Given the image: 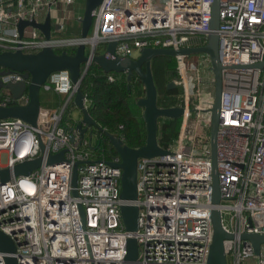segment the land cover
Here are the masks:
<instances>
[{
  "label": "built area",
  "instance_id": "2783aa9c",
  "mask_svg": "<svg viewBox=\"0 0 264 264\" xmlns=\"http://www.w3.org/2000/svg\"><path fill=\"white\" fill-rule=\"evenodd\" d=\"M75 1L0 0V52L37 53L49 43L55 49L73 48L76 38L56 37L64 21H57L59 29L53 23L51 41L32 25L21 35L18 24L43 22L56 6ZM214 2L104 0L93 12L95 30L88 42L98 49L116 40V53L128 57L134 56V49L139 53L143 48L203 46L212 32ZM219 18V60L225 65L217 149L221 202L212 201L210 138L203 143L196 131L187 138L190 78L184 57H178L181 79L175 82L185 88L179 136L164 147L168 152L138 159V264H208L215 207L225 230L235 235L225 240L228 264H243L249 258L252 264H264L263 255L257 256L251 242L240 237L246 232L264 234V0H221ZM28 28L32 31L26 36ZM202 63L211 71L208 55ZM0 78L4 84L29 82L18 71H5ZM108 78L115 80L113 75ZM197 82H204L203 77ZM43 90L57 92L66 101L59 108L42 105L37 128L19 118L0 119V170L61 150L65 158L52 164L44 161L28 175L12 174L7 182L0 181V230L14 240L18 264H124L128 233L121 215L123 169L107 162L121 159L103 158L99 134H94V141L64 122L74 90L68 70L52 72ZM22 99L4 96L1 103H26L28 94ZM85 102L88 105L87 96ZM211 104L196 109L198 121L210 129ZM78 161V196H73L71 179ZM0 264H6L1 250Z\"/></svg>",
  "mask_w": 264,
  "mask_h": 264
},
{
  "label": "water",
  "instance_id": "95a60500",
  "mask_svg": "<svg viewBox=\"0 0 264 264\" xmlns=\"http://www.w3.org/2000/svg\"><path fill=\"white\" fill-rule=\"evenodd\" d=\"M104 0H85V9L81 19V34L76 38L73 45V52L63 50L58 53L54 46L49 43L37 53H25L21 49L17 51L0 52V69L6 71H18L24 74L29 82L26 83L24 92L27 91L28 101L26 103H16L13 101L7 105L0 103V119L19 118L29 123L32 127H38V116L42 108L41 91L50 74L58 70H68L71 80L74 84L73 93L68 97V102L72 100L73 105L81 111V117L72 128H76L83 135L90 131L91 136L103 133L107 136L110 149H114L120 157V162L107 160L114 166H120L123 169L122 174V192L121 198L125 203L121 206V215L127 235V254L124 264H138L139 242L136 236L138 231L139 205L134 203L138 199L137 181H138V159L141 157H155L168 152L160 145L158 138L159 118H181L185 112L184 106L161 107L158 105V89L155 83L154 74L151 67V61L159 55L184 57L193 53H205L209 56L211 71L214 74V100L209 108L212 114V124L210 129L211 160L213 163V204L218 205L221 202L222 194L218 178V132L220 125V107L222 99V69L225 67L219 60V11L221 0H215L212 6V19L210 27L212 32L203 46H186L180 49L174 48H143L137 56H120L116 53V40L109 41L104 47L96 49L91 46L88 48V38L93 22V12ZM32 25L45 35L46 40L52 39V13L49 12L43 22L36 20H20L18 24L19 32L24 34L26 26ZM96 63L107 72L126 73L127 80L131 84L132 79L137 75L145 88V94L138 99V105L143 108V117L146 123L147 135L146 142L140 147H131L124 139L111 133L100 126L93 118L86 104V95L82 90V82L85 79L90 66ZM84 68H82V66ZM27 74V75H25ZM171 86H177L176 82L170 83ZM130 87V85H129ZM21 87L15 86L13 94L20 95ZM12 94V93H11ZM12 94V96H13ZM101 140V139H100ZM42 151H45V144L40 140ZM99 148H102L99 143ZM103 149V148H102ZM64 150L57 154L48 155L46 158L42 155L33 160H25L17 163L13 168H2L0 170V181L7 182L12 174L28 175L34 169L40 167L44 161L48 164L64 160ZM80 162H76L72 172V194L78 196V177ZM81 215L84 218V209L79 204ZM213 238L208 256V264H228L225 251V240L234 238L233 233L225 230L222 223V214L220 209L212 210ZM241 239L250 241L254 247L257 256H261V247L264 244V234L242 233ZM0 250L5 252L6 264H18L16 253V244L14 240L5 232L0 230Z\"/></svg>",
  "mask_w": 264,
  "mask_h": 264
},
{
  "label": "trees",
  "instance_id": "16d2710c",
  "mask_svg": "<svg viewBox=\"0 0 264 264\" xmlns=\"http://www.w3.org/2000/svg\"><path fill=\"white\" fill-rule=\"evenodd\" d=\"M83 7H85V0H83ZM59 32L65 36H56L58 38H77L81 34V21L71 20ZM65 49L57 48L56 51L60 53ZM72 51L73 49H71ZM151 67L158 89V105L161 107L183 106L184 100L181 94L183 89L178 84L177 87L170 85L171 82L181 79L177 57L156 56L151 61ZM109 75H113L115 80L110 81ZM81 87L88 98L90 114L100 126L124 139L126 144L131 147L136 148L145 144L146 123L143 117V108L137 103L138 99L145 94V88L137 75L133 77L130 84L126 73H107L100 65L93 63ZM56 94L58 95L57 92ZM65 101L66 97L62 98L58 106L61 107ZM181 123L182 118H159L158 138L160 145L167 148L177 140ZM120 125H124V128L121 129ZM100 139L99 143L104 151L103 158L112 159L114 156H118L114 149H110L105 134L100 133Z\"/></svg>",
  "mask_w": 264,
  "mask_h": 264
},
{
  "label": "rangeland",
  "instance_id": "374dc122",
  "mask_svg": "<svg viewBox=\"0 0 264 264\" xmlns=\"http://www.w3.org/2000/svg\"><path fill=\"white\" fill-rule=\"evenodd\" d=\"M77 4H82L83 1L82 0H76ZM76 1H75V5H76ZM74 5V6H75ZM60 7H64V5H59ZM62 9V8H61ZM85 9V7H84ZM84 11V10H83ZM74 16H71L70 19H73ZM74 21V20H73ZM95 23H96V18L93 17V22H92V26L90 29V35L94 32L95 30ZM54 27L56 29L60 28V25L54 23ZM32 31V29L28 28L27 29V33L26 36L30 35V32ZM56 36L58 37H62L65 36V34H63L62 32L57 31L56 32ZM134 56L138 55V51L136 49H134L133 54ZM206 58V54L205 53H193V54H189V55H185L184 56V60H185V64L187 67V70L189 72V78H190V91H191V116H190V127L191 130L188 133L187 138L190 140L194 137L195 135V131H196V137L199 139L203 140V143H205V139L210 138V127L203 121H198V118L196 117V109L197 106L199 104H202L203 108L207 109V107L213 102L214 100V74L212 71H210V69H208L207 67H205L202 63V60ZM197 68H202L200 73L197 74ZM6 70H2L0 69V75L5 72ZM27 75V74H25ZM199 76H202L204 79V82L202 83H198L197 79ZM177 85V83H176ZM15 86H20L21 87V92L20 95L16 96L15 94H13V88ZM178 86L180 88H182V96L184 99V92H185V88H184V84L182 83H178ZM26 87V83L25 82H16V83H8V84H4L0 78V98L4 97V96H11L13 94V100H16L18 102H22V96L26 93L24 92ZM177 87V86H176ZM12 93V94H11ZM51 99H56V94L53 92H45L43 89L41 91V102L42 104H45V102H47L48 100H50L49 103H52L53 100ZM141 111V109H140ZM81 117V111L76 108L73 105V102H71L65 112V119L67 122H69L70 124L75 123V121H78ZM85 136L90 137V131H86L85 132ZM93 140H96V136H93ZM175 142V141H174ZM6 157L4 156L3 158V162H5ZM262 255L264 257V249L262 251ZM254 261L253 258H249L247 260H245L243 262V264H252Z\"/></svg>",
  "mask_w": 264,
  "mask_h": 264
},
{
  "label": "crops",
  "instance_id": "0c3cea01",
  "mask_svg": "<svg viewBox=\"0 0 264 264\" xmlns=\"http://www.w3.org/2000/svg\"><path fill=\"white\" fill-rule=\"evenodd\" d=\"M74 5L75 4L68 6V7L65 5H64V7L56 6L55 8H53L51 11L53 23L57 24V21L61 20V21H64L65 22L64 25H66V23L70 22L71 20H75L78 18V16L83 15V13H82L83 8H84L83 3L77 4V1H76V5L75 6ZM47 14H46V16H47ZM46 16H45V18H46ZM71 16H74V18L70 19ZM101 47H104V45L102 44L99 46V48H101ZM90 48H91V45L88 44L87 51H90ZM45 92H47V91H45ZM48 92H53L56 94V92H54V91H48ZM62 98H65V96H63L61 94H58V95L56 94V99H51V100H53L52 103H49L50 100H48L47 102H45V104H42V105L49 107V108H59L60 106H58V103ZM1 100H2V98H1Z\"/></svg>",
  "mask_w": 264,
  "mask_h": 264
},
{
  "label": "flooded vegetation",
  "instance_id": "af4514ba",
  "mask_svg": "<svg viewBox=\"0 0 264 264\" xmlns=\"http://www.w3.org/2000/svg\"><path fill=\"white\" fill-rule=\"evenodd\" d=\"M71 49H72V48H67V50H68L69 52H71ZM72 52H73V51H72Z\"/></svg>",
  "mask_w": 264,
  "mask_h": 264
}]
</instances>
